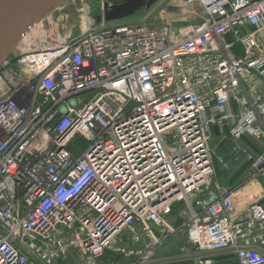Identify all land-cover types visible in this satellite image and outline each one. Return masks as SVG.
Here are the masks:
<instances>
[{"label":"built area","instance_id":"2783aa9c","mask_svg":"<svg viewBox=\"0 0 264 264\" xmlns=\"http://www.w3.org/2000/svg\"><path fill=\"white\" fill-rule=\"evenodd\" d=\"M183 1L200 20H46L0 66V264H152L172 236L264 264L262 199L234 214L264 178V0Z\"/></svg>","mask_w":264,"mask_h":264},{"label":"water","instance_id":"95a60500","mask_svg":"<svg viewBox=\"0 0 264 264\" xmlns=\"http://www.w3.org/2000/svg\"><path fill=\"white\" fill-rule=\"evenodd\" d=\"M73 0H0V66L16 57V49L30 29L46 20L60 16L59 11ZM162 0H123L112 4L103 3L101 12L94 13L95 25L101 22H117L139 13H148ZM183 1V0H182ZM184 2V1H183ZM182 7L177 2L169 3L162 9L166 19L178 20ZM258 183L264 189V178ZM264 204V198L260 202Z\"/></svg>","mask_w":264,"mask_h":264},{"label":"rangeland","instance_id":"374dc122","mask_svg":"<svg viewBox=\"0 0 264 264\" xmlns=\"http://www.w3.org/2000/svg\"><path fill=\"white\" fill-rule=\"evenodd\" d=\"M118 1H123V0H73L71 3H69L68 5H65L62 9H60L61 11H59L60 16L57 17L56 20H54L55 23L58 24L57 29L60 31L61 34L64 33L65 36H74L78 33L79 27L82 26L83 24V20H84V15L87 14L89 17H92L94 13H98L101 12V7L103 3H108V4H112ZM180 3L181 6L185 7V3L182 0H162L160 1L158 4H161V6H159V9H162L163 6L165 4H169V3ZM155 11H158V8L155 9ZM190 14H187L188 16L193 14L194 16L196 15L195 19L196 21L200 20L201 18V11L200 9L194 5L192 6L189 10ZM148 15V16H146ZM194 16H191L192 18ZM142 17H149V14H145V13H139L136 14L134 16H131L129 18H127V20L130 21H142ZM160 20H156L154 21V23H160ZM165 22H173L172 25H174L175 27H179L176 25H180L181 23H175V20L172 19H166ZM53 24L52 27L55 29L56 28V24ZM112 22H108L106 24H111ZM145 24L148 26H153V23L150 21H145ZM82 28L84 29V25L82 26ZM23 84L22 79L20 80H16V86H20V84ZM225 135V136H224ZM223 138L222 139H218L216 142L217 145H219L222 149H227L228 148V131H225V133H223ZM75 143H78L81 145V147H84V144L80 141H75ZM253 146V145H252ZM247 172H248V164L244 165L240 170H238L236 173L233 172V178L232 180H230V184H238L242 181V179L244 180L247 176ZM222 177V175H221ZM224 179V178H222ZM225 180V179H224ZM223 180V181H224ZM218 181L221 182L220 180V175L218 176ZM227 182V181H226ZM256 186L259 190V184L257 182L252 183L250 186ZM261 191V190H260ZM237 209H240L241 207L236 205ZM247 207V206H246ZM234 214L239 216L241 213L237 210L234 211ZM239 214V215H238ZM167 220L168 222L173 226V225H178L181 222L184 221L185 219V214H184V207L182 205H175V206H171V208H168L167 210ZM171 242L168 243V257L170 258L169 261H174L176 264H197L196 261H194L193 259H188V262L185 261V258L181 257L179 249L182 247L179 244V238H177L176 236H172L171 238ZM167 251L165 250L163 253L161 254H166ZM221 254H215L213 255V260H214V264H222L220 261H226L229 258L230 259L229 262L230 264H235L234 262V258L233 256H230L228 254V256H219ZM220 257V259L218 258ZM160 259H162L160 257Z\"/></svg>","mask_w":264,"mask_h":264},{"label":"crops","instance_id":"0c3cea01","mask_svg":"<svg viewBox=\"0 0 264 264\" xmlns=\"http://www.w3.org/2000/svg\"><path fill=\"white\" fill-rule=\"evenodd\" d=\"M180 4V3H178ZM181 5V4H180ZM190 8L188 7H182V13H181V16L183 15H187V14H190L189 13V10ZM152 11V15H154L155 13H157V11L155 10H150ZM150 13V12H149ZM148 13V14H149ZM160 13V12H159ZM162 15L163 19L164 17H167L166 15H163L162 13L155 15V19H158V16ZM196 17V15L194 16V18ZM218 131H216L215 133H217ZM218 140V139H217ZM216 139L213 140V145H215V143L217 142ZM264 195V192L263 191H260L256 186H248L247 188L243 189L239 194H237L236 196V202L235 204L240 206L241 208L238 209L237 211H239L240 213H242L246 206L257 201V200H260ZM218 254H221L219 256H222V255H227L228 253L227 252H221V253H218ZM213 257V256H212ZM152 264H174L172 261H166V260H162V259H157L155 261H153Z\"/></svg>","mask_w":264,"mask_h":264},{"label":"trees","instance_id":"16d2710c","mask_svg":"<svg viewBox=\"0 0 264 264\" xmlns=\"http://www.w3.org/2000/svg\"><path fill=\"white\" fill-rule=\"evenodd\" d=\"M230 255V254H229ZM222 256H228V254L227 255H222ZM222 256H221V259H222ZM230 256H232V255H230ZM219 259H220V257H218ZM234 258V257H233ZM230 259H232V258H229L228 260H226V261H220L222 264H230L229 262H227V261H229ZM185 264H187V263H185ZM236 264V263H235Z\"/></svg>","mask_w":264,"mask_h":264},{"label":"bare ground","instance_id":"6f19581e","mask_svg":"<svg viewBox=\"0 0 264 264\" xmlns=\"http://www.w3.org/2000/svg\"><path fill=\"white\" fill-rule=\"evenodd\" d=\"M24 91V90H23Z\"/></svg>","mask_w":264,"mask_h":264}]
</instances>
